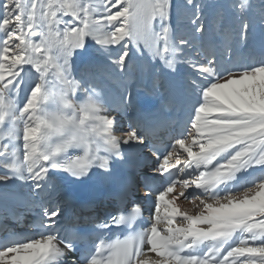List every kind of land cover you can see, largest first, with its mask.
Instances as JSON below:
<instances>
[{
  "label": "snow or ice",
  "instance_id": "1",
  "mask_svg": "<svg viewBox=\"0 0 264 264\" xmlns=\"http://www.w3.org/2000/svg\"><path fill=\"white\" fill-rule=\"evenodd\" d=\"M0 264H264V0H0Z\"/></svg>",
  "mask_w": 264,
  "mask_h": 264
},
{
  "label": "bare ground",
  "instance_id": "2",
  "mask_svg": "<svg viewBox=\"0 0 264 264\" xmlns=\"http://www.w3.org/2000/svg\"><path fill=\"white\" fill-rule=\"evenodd\" d=\"M138 89L140 91H143V86L142 85H138L137 86ZM122 116V114H121ZM120 123L123 124V125H127V119L126 118H122L120 120ZM123 176V169L122 167L118 166L114 173H113V176L110 178V179H107V180H100L96 177H93L91 180L87 181L86 184L84 186H82L80 188V191L82 193H87L88 195L85 196V199H87L91 205L90 211H92L93 213L97 212V209L101 207V203L97 202V203H94L92 201L93 198H95L96 196H98L100 193L96 192V190L93 189V186L91 184H104L105 188H106V194L107 193H111L114 191V188L117 186V181L120 177ZM139 195H143V193L141 192ZM106 200H110V201H113V197L110 196V195H106ZM146 203V202H145ZM131 207V205H129V208ZM183 207L184 208H187V209H191V204L188 203V202H183ZM193 211H195L193 209ZM145 214L148 215L147 211H145ZM11 223V222H10ZM18 230H22V229H18Z\"/></svg>",
  "mask_w": 264,
  "mask_h": 264
}]
</instances>
